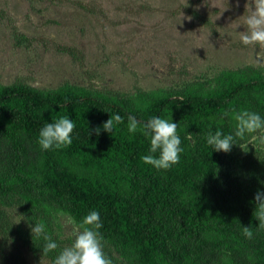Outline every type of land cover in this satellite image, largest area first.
I'll list each match as a JSON object with an SVG mask.
<instances>
[{
	"label": "trees",
	"instance_id": "1",
	"mask_svg": "<svg viewBox=\"0 0 264 264\" xmlns=\"http://www.w3.org/2000/svg\"><path fill=\"white\" fill-rule=\"evenodd\" d=\"M13 39L16 45L31 42L16 31ZM226 78L230 86L161 98L149 110L123 97L71 89L41 91L17 83L0 88V263L21 264L5 251L11 212L24 217L21 234L33 254L52 262L56 252L42 253L30 220L50 226L51 211L79 221L96 209L113 264L125 257L126 264H264V229L257 227L253 199L264 190V162L237 160L234 152L247 136L227 153L211 151L204 139L209 130H234L233 109L264 115V78ZM225 111L230 116L222 118ZM113 112L124 122L111 135L102 129L97 135L93 129ZM65 114L76 125L72 144L41 151L40 127ZM129 115L141 121L171 115L184 148L179 163L168 170L145 164L141 156L149 143L140 132L128 133ZM247 226L251 239L243 235Z\"/></svg>",
	"mask_w": 264,
	"mask_h": 264
},
{
	"label": "rangeland",
	"instance_id": "2",
	"mask_svg": "<svg viewBox=\"0 0 264 264\" xmlns=\"http://www.w3.org/2000/svg\"><path fill=\"white\" fill-rule=\"evenodd\" d=\"M248 2L0 0V88L17 83L41 91L71 89L123 97L149 110L161 98L230 86L226 77L240 82L264 78V63L253 60L259 48L252 51L239 40ZM14 31L31 42L16 45ZM245 140L234 152L237 160L264 162V143L257 134ZM11 214L5 247L11 261L51 264L41 253L33 254L21 234L27 224ZM50 214L48 232L62 249L73 238L68 214Z\"/></svg>",
	"mask_w": 264,
	"mask_h": 264
},
{
	"label": "clouds",
	"instance_id": "3",
	"mask_svg": "<svg viewBox=\"0 0 264 264\" xmlns=\"http://www.w3.org/2000/svg\"><path fill=\"white\" fill-rule=\"evenodd\" d=\"M245 5L247 7L242 15L245 30L239 32V40L242 45L250 47L252 51L259 48V51L255 53L257 58L253 60L261 64L264 63V0H250ZM173 98L180 99L179 97ZM229 116V111L221 113L222 118ZM231 119L235 121L232 132L225 133L217 129L209 130L205 134V142L211 151L227 153L238 144V141L252 134H257V139L264 143V115L240 108L231 110ZM123 122L124 118L119 113L113 112L100 127L93 131L99 135L102 129L111 135ZM75 127V122L67 114L61 115L50 122L43 123L36 136V143L41 151L66 148L73 142ZM127 131L129 134L140 132L148 141L147 154L141 156L145 164L157 170H168L179 163L184 148L181 146L178 122H173L171 115L167 118L152 115L143 121L129 115ZM253 199L256 201L257 227L264 229V190H258ZM66 224L72 226L73 238L68 246L58 250V244L49 234L46 223L40 220L35 222L30 220L32 237L42 241V253L47 255L50 252H56L51 264H113L112 259L104 251L105 241L100 231L103 224L99 211L92 209L79 221L72 215H66ZM242 230L246 238L253 237V231L249 226L242 227Z\"/></svg>",
	"mask_w": 264,
	"mask_h": 264
}]
</instances>
